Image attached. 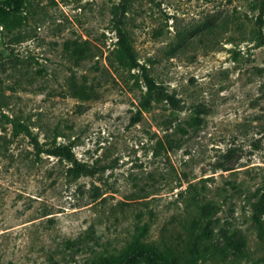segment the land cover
<instances>
[{"label": "rangeland", "instance_id": "1", "mask_svg": "<svg viewBox=\"0 0 264 264\" xmlns=\"http://www.w3.org/2000/svg\"><path fill=\"white\" fill-rule=\"evenodd\" d=\"M26 7L22 26H0V264H95L137 234L181 247L198 224L216 246L198 264H264L259 1ZM117 18L154 85L115 61ZM67 39L90 53L75 59ZM10 119L71 159L37 151Z\"/></svg>", "mask_w": 264, "mask_h": 264}, {"label": "trees", "instance_id": "2", "mask_svg": "<svg viewBox=\"0 0 264 264\" xmlns=\"http://www.w3.org/2000/svg\"><path fill=\"white\" fill-rule=\"evenodd\" d=\"M262 8L258 16V29L256 38L261 44H264V35L260 28L262 16L264 15V0H258ZM26 4L27 0H0V26L6 30L19 28L26 22ZM114 30L117 35L116 44L113 50L115 61L128 69L140 68L142 76L147 85H154L152 78L146 71L144 64H139L137 53L132 43V37L124 25V21L120 18L115 20ZM64 48L75 59L85 57L90 53V46L86 40L78 41L76 39H67L64 42ZM72 95L80 100L91 98V91L84 83H78L75 79H70L68 83ZM150 92V90H149ZM150 96V95H149ZM151 104L150 97L145 100V107ZM197 122L200 118L196 116ZM14 129L25 131L33 140L37 151L45 150L49 154L64 155L71 159V151L68 147L60 149V147L45 148L39 146L37 138L31 133L27 125L19 120L10 119ZM206 206L201 207V215L206 211ZM191 229L188 239L181 247H176L162 239L160 243L143 240L141 235H135L127 243L124 250L117 254H109L100 256L95 264H198L201 258L207 253L216 250V246L210 247L204 243L208 238L209 232L206 224H198Z\"/></svg>", "mask_w": 264, "mask_h": 264}]
</instances>
